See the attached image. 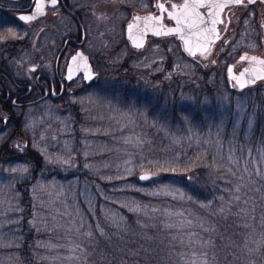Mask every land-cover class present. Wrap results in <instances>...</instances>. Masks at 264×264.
<instances>
[{
    "label": "rangeland",
    "instance_id": "obj_1",
    "mask_svg": "<svg viewBox=\"0 0 264 264\" xmlns=\"http://www.w3.org/2000/svg\"><path fill=\"white\" fill-rule=\"evenodd\" d=\"M105 3L101 17L91 15L89 19L88 51L97 61L98 79L90 84L80 78L74 81V93L67 108H60L48 99L19 109L16 114L21 117V132L9 140L14 145L27 143L28 136V140L32 138V145L43 154L36 182L24 186L29 193L34 191L37 195L35 202L40 209L34 222L38 230L50 228L44 238L38 236L37 245L41 246L43 242L47 245L53 254L51 264H85L81 262L84 256L81 253L86 251L85 243L88 242L84 235L91 233L94 237L98 232L99 224L91 230L85 228L89 220L84 216L80 201L75 203L73 198L81 181L78 176H73L76 170L85 169L108 179L105 171L109 169L114 178L121 175L122 169L119 166L114 169L111 162L118 165L121 160H126L123 174L138 177L140 172L151 170L147 167L149 158L164 162L167 159L155 155L170 151L175 154V161L169 171L171 180L176 181L181 171L177 161L184 158L187 154L185 146L192 143L200 146L198 154L203 158L212 155L211 165L217 164L215 159L225 158V165L231 169L233 163L228 161L229 155L246 165L251 155H243L237 150L236 141L241 138L239 131L247 135L242 139H251L259 111L264 109V81L243 89L229 85L227 66L243 51L241 43L235 41L228 53L208 61L190 56L173 36L151 38L145 46L134 48L126 39L125 24L135 9L123 0H106ZM8 29L16 33V38L0 42V63L6 62L12 73L33 82L35 75L31 66L38 56L33 46V30L16 23H4L0 34ZM109 39L112 42L106 46ZM45 49L48 57L53 50ZM231 51L236 52L232 55ZM50 62L41 67L48 66L44 70L53 73V60ZM215 70L219 71L218 76H215ZM175 74L181 80L186 78L195 83L197 93L186 90L183 83L169 82L168 77ZM151 85L156 86V97L150 95L146 99L144 92L149 94ZM138 86L148 90L138 93L137 90H141ZM123 87L129 92L127 97ZM154 104L156 112L152 109ZM188 107L195 109V122L186 121L194 120L192 118L184 120L182 110ZM79 120L80 124H76ZM84 128L90 129L88 133L92 138L85 139ZM5 136V130H2L0 147ZM106 139H110V143ZM111 139L116 140V147ZM156 142L161 147L160 153L151 148ZM261 152L259 148L263 161ZM254 162L255 174H264L257 155ZM32 168L33 164L21 156L6 162L0 159V264H17L18 251L13 248L19 240L13 235L20 232L22 218L30 206L21 205L24 194L18 191L17 185L32 179ZM151 171L161 180L162 172ZM155 185L168 187L161 183ZM145 188L152 190L149 185ZM115 212L119 214V210ZM95 220L98 221L97 217Z\"/></svg>",
    "mask_w": 264,
    "mask_h": 264
},
{
    "label": "trees",
    "instance_id": "obj_2",
    "mask_svg": "<svg viewBox=\"0 0 264 264\" xmlns=\"http://www.w3.org/2000/svg\"><path fill=\"white\" fill-rule=\"evenodd\" d=\"M215 71V76H218L219 71ZM176 76L177 74L169 76V82L183 83L184 88L192 93L197 91L195 83L186 78L181 80ZM161 78L165 79L166 76ZM138 88L141 89L140 86ZM212 89L213 87H210V90ZM145 90L141 89L137 92L141 93ZM155 90V85L149 86V94L144 92L145 98L149 99L150 95L156 97ZM128 93L125 91V97ZM175 105V110L178 112ZM152 109L154 111L157 109L156 104ZM182 111L184 120L192 118L194 120L186 121L195 122L197 119V115L194 116L195 109L191 110L188 107ZM259 112L251 139H242L247 135H243L244 131L240 130L241 138L236 141L237 150L243 155L250 154L251 158L246 165L233 164L232 173L225 174L220 171L229 170L225 165L227 162L225 158L215 159L217 164L211 165L209 161L212 155L207 159L203 158L198 154L200 146L194 143L185 146L187 154L177 161L181 166L179 177L175 178L177 182L171 180L172 174L169 169L174 164L175 154L169 153L170 151L164 152L165 155H155L167 159L164 162L157 157H155L157 161L149 158L147 167L162 172L161 180L154 175L149 181L141 182L134 174L124 175L126 160H121L118 165L111 162L114 169L117 166L122 169L121 175H115L114 178L109 169L105 171L108 179L85 169L76 170L73 176H78L81 181L78 182L77 193L73 198L75 203L80 201L84 216L89 220L85 228L91 230L99 224L98 232L94 237L84 235L88 242L85 243L86 251L81 253L84 255L81 262L186 264L190 259H195L197 264H200V261L207 259L208 264H264V174H255L257 167L254 162L257 155L260 170H264V160L262 161L259 155L261 148L264 158V109H260ZM99 120L98 123L101 122ZM79 122L80 120L76 124H80ZM84 130L85 139L92 138L88 133L90 129L84 128ZM20 132L18 128L6 134L0 147L1 161L6 162L21 156L24 161L33 164L32 179L28 182H19L17 185L18 191L24 194L21 205L30 206L28 213L22 218L20 232L13 235L19 240V244L13 250L18 251L17 264H51L50 259L53 254L49 252L47 245L44 242L41 246L37 245L38 236L44 238L50 228L38 230L34 222L35 215L40 209L37 201L35 202L37 195L34 191L29 193L28 188L24 186L28 187L36 182L37 172L43 164V154L32 145V138L30 141L28 136L27 143L11 144L9 140L19 136ZM111 140L116 147V140ZM105 141L110 143V139ZM156 143L150 146L155 152L160 153L161 147ZM16 149H21L22 153L16 152ZM212 153L214 154L213 151ZM186 166L192 167L193 170L189 171ZM88 170L93 169L88 168ZM188 176L192 177L191 181L187 179ZM160 183L168 187L161 188L155 185ZM148 185L153 191L145 188ZM83 186L84 190H82ZM238 187L239 192L236 191ZM237 196L239 199H236ZM29 200L31 201L28 202ZM137 208L139 211L132 210ZM116 210H119V214L115 212ZM178 213L181 215H177ZM96 217L98 221L95 220ZM187 221H191L192 225L182 230V238L185 240V246H182L174 239L178 229H168L164 225L169 223L186 225ZM200 225H203V228ZM192 233H198V237L192 236L195 243L188 245V236ZM198 251H206L207 257L193 255Z\"/></svg>",
    "mask_w": 264,
    "mask_h": 264
},
{
    "label": "flooded vegetation",
    "instance_id": "obj_3",
    "mask_svg": "<svg viewBox=\"0 0 264 264\" xmlns=\"http://www.w3.org/2000/svg\"><path fill=\"white\" fill-rule=\"evenodd\" d=\"M118 1V0H117ZM120 1V0H119ZM129 3L130 8H134L131 17L125 24L126 39L128 23L137 15L162 16L161 25L166 28L176 25L174 20L168 17L167 12H161L157 7L163 3L168 11H173L172 4L180 5L184 0H123ZM208 0H205L207 2ZM218 3L219 0H212ZM106 0H58L55 7L51 0H43L44 8L41 14L31 21L19 20L20 15H35L34 4L36 0H0V27L6 24H20L29 30H33V43L37 50V59L31 66L34 73V81L22 79L11 72L5 63H0V132L5 130V134L14 132L19 128L21 117L16 113L20 112L24 106L39 103L51 99L60 108H67L71 102V96L74 93L72 83L81 79L84 83L90 84L96 81L99 73L96 70L97 61L88 51L90 41L89 19L91 15L98 18L105 11ZM122 6V3H120ZM243 9V10H241ZM220 19L223 23L216 25L217 36L211 39L208 52L202 54L199 52L193 57L208 61L216 56H223L228 53L229 47L233 43L239 42L242 45V52L229 61L226 74L231 87L236 83L228 75V68L233 66V73L240 75L245 68L253 66L264 69V64L253 62L251 59L241 60L242 56L249 58L255 57L257 61H264V0H255L249 3L244 0L243 5L229 4L220 12ZM100 28V27H98ZM147 43L151 38H164L168 36L176 37L183 45V42L177 37V34L155 35L150 32ZM99 31V30H98ZM100 35V32L97 33ZM112 41L105 42L108 46ZM103 46V45H102ZM50 47L53 52L47 57L46 49ZM133 47V46H132ZM135 48V47H134ZM236 51H231V54ZM82 53L87 58V62L92 67L93 78L88 81L83 67L77 68L73 64L72 58ZM234 55V54H232ZM214 58V61L216 60ZM53 73H49L41 67L42 64L52 63ZM49 63H45L48 62ZM82 61L77 59V64L82 65ZM69 68H73L72 78L68 79ZM89 69V66H88ZM264 81L258 79L255 83L248 84L243 88L254 86Z\"/></svg>",
    "mask_w": 264,
    "mask_h": 264
},
{
    "label": "snow or ice",
    "instance_id": "obj_4",
    "mask_svg": "<svg viewBox=\"0 0 264 264\" xmlns=\"http://www.w3.org/2000/svg\"><path fill=\"white\" fill-rule=\"evenodd\" d=\"M58 0H51V4L53 7L56 6ZM249 3H254L255 0H248ZM229 4H236V5H243L244 0H227V3H216V2H205V0H184V3L180 5L172 4L170 7L173 9V11H168V9L165 7L163 3L158 4L157 7L161 10V12H167L168 17L171 20H174L176 22L177 27L168 29L167 32L169 34L175 33L180 36V39H182L185 43L186 50L189 52L190 55H195V51L199 50L202 54H205L208 52V45L210 43V38L213 36H217V29L216 25L218 23H223V20L220 19V12L227 7ZM35 8V15H20L18 17L19 20L23 21H31L36 18V15H39L42 13L44 4L43 0H36V3L33 5ZM207 9L208 11L206 13H202L200 9ZM205 16L208 17V19H205ZM136 20H139V17L135 18ZM163 19L162 16L160 17H147L146 20H155V21H161ZM135 25L130 24L129 25V32L133 29ZM157 35H161L162 31H157ZM193 37L196 38V40H193ZM16 33L13 32L11 29H8L6 31H3L2 34H0V42L6 43L10 39H15ZM218 38V36H217ZM138 47L140 45H137ZM81 60L83 63L77 64V59ZM251 59L253 62H258L260 64H264V61H257V58L255 57H247L242 56L241 60H248ZM73 64H76L77 68L83 67L84 71L86 72V78L92 79V73L88 69L87 65V58L83 56L82 53H78L77 56L72 58ZM69 76L68 79L72 78V73L74 71L73 68H69ZM232 69H229V72H231ZM251 71L252 79L251 80H245L244 77L249 74ZM264 71V70H262ZM233 80L236 82L234 86L238 85L239 87L243 88L247 83H255L256 79H264V75L261 74V72H258L256 69H248L245 68L243 72L240 73L239 76H233ZM142 142V141H141ZM228 161L233 164H238L239 160L235 159L232 155H229ZM194 163V162H193ZM188 167V166H186ZM189 171H192V167H188ZM247 170V169H245ZM13 171H16V169H13ZM22 171H27V169H23ZM231 171V169H229ZM235 175V173H233ZM152 177L150 175H142L140 176L141 180H149ZM188 180H192L191 176L187 177ZM243 179V177H241ZM237 192L240 191L239 187L236 189ZM236 199H239L237 196ZM247 203V201H245ZM133 211H139V209H132ZM223 211V209H221ZM181 215V214H177ZM192 225L191 221H187L185 224H166L164 225L165 228L168 229H178L176 236L174 239L179 245L185 246V240L182 238V230L187 226L190 227ZM247 226V225H246ZM201 228H203V225H200ZM207 231V230H205ZM89 236L91 233L88 234ZM104 233L101 230V236H103ZM192 236H197L198 233H192L188 236V245H191L195 243V241L192 240ZM79 247V245H77ZM202 247V244H201ZM201 255L203 257H207L206 251H198L196 253H193V255ZM186 264H197V261L195 259H190L186 262ZM200 264H208L207 259H204L200 261Z\"/></svg>",
    "mask_w": 264,
    "mask_h": 264
},
{
    "label": "water",
    "instance_id": "obj_5",
    "mask_svg": "<svg viewBox=\"0 0 264 264\" xmlns=\"http://www.w3.org/2000/svg\"><path fill=\"white\" fill-rule=\"evenodd\" d=\"M207 2H215V1H212V0H208ZM206 2V3H207ZM218 3H227V0H219ZM35 9V8H34ZM200 11L202 13H206L208 10L207 9H200ZM136 17H139L140 19L139 20H136L135 18ZM147 17H155L153 15H137L134 17L133 20H131L129 23H128V26H127V37L129 38L130 42H131V45L134 46L135 48H141L143 46L146 45L147 43V38L149 36V28H151L150 32L157 35L156 32L157 31H162V34L161 35H168L169 33L167 32L168 29H171V28H175L177 27V25H174V26H168L166 28H164L161 23H157L155 20H146ZM205 19H208L207 16H205ZM132 24V25H135L133 27V29L131 30V32H129V25ZM172 34H175V33H172ZM177 37L180 39V36L177 34ZM215 36L211 37L210 38V41L212 38H214ZM182 42H183V48L185 49V51L189 54V52L186 50V46H185V43L182 39H180ZM193 40L195 41L196 38L193 37ZM137 45H140L139 47ZM209 46V45H208ZM199 50H196L195 51V55L198 54ZM190 55V54H189ZM191 56H194V55H191ZM87 65L89 66V71L92 73V67L91 65L87 62ZM229 69H232L231 72H229ZM248 69H256L258 72H261L262 75H264V70L263 68L261 67H257V66H253V67H250ZM84 70V69H83ZM243 72V70L241 71ZM240 72V73H241ZM228 75L229 77L233 80V76H238L236 74L233 73V66L230 65L229 68H228ZM93 76V74H92ZM253 77L251 75V71L249 74H247L244 79L245 80H251ZM92 79H88V81H91ZM258 80V79H256ZM255 80V81H256ZM248 84H252V83H247L246 85ZM245 85V86H246ZM238 86V85H237ZM239 87V86H238ZM241 88V87H240ZM243 89V88H242ZM142 175H150L152 178L154 177L155 173L151 170H146V171H142L139 173L138 175V178L141 182H147L149 180H141L140 179V176Z\"/></svg>",
    "mask_w": 264,
    "mask_h": 264
},
{
    "label": "bare ground",
    "instance_id": "obj_6",
    "mask_svg": "<svg viewBox=\"0 0 264 264\" xmlns=\"http://www.w3.org/2000/svg\"><path fill=\"white\" fill-rule=\"evenodd\" d=\"M185 50V49H184ZM16 152L18 153H22V150L21 149H16Z\"/></svg>",
    "mask_w": 264,
    "mask_h": 264
}]
</instances>
